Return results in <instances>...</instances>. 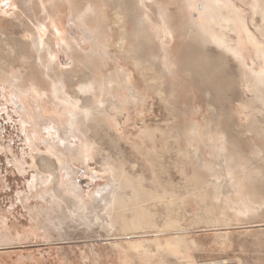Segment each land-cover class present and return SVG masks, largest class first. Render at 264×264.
Returning a JSON list of instances; mask_svg holds the SVG:
<instances>
[{"label":"rangeland","instance_id":"374dc122","mask_svg":"<svg viewBox=\"0 0 264 264\" xmlns=\"http://www.w3.org/2000/svg\"><path fill=\"white\" fill-rule=\"evenodd\" d=\"M35 1L0 50L46 23L60 94L0 80V264H264V0Z\"/></svg>","mask_w":264,"mask_h":264},{"label":"bare ground","instance_id":"6f19581e","mask_svg":"<svg viewBox=\"0 0 264 264\" xmlns=\"http://www.w3.org/2000/svg\"><path fill=\"white\" fill-rule=\"evenodd\" d=\"M22 1H23L22 2L23 7H26L27 10H30L32 8V6L35 5V3H36L35 0H22ZM42 5H44V4H42ZM232 5H229V6H232ZM46 7L47 6L44 5V7H42V8H44V10H45ZM19 11L21 12V8L18 7V11L15 12V14L18 13ZM237 11H238V9H237ZM260 11H262V13L264 15V8H260ZM212 12H213V9H211V6H205L204 9L200 12V17L205 16V18H206L205 24H204V26H202L203 27L202 29H204V31L206 33H207V31H209V29H210L209 27L216 22V19L212 15ZM115 15H116L117 24H118L119 29L121 31L122 41L124 43V41L126 39V29H125L124 18L119 12H116ZM50 18L52 21L53 17L50 16ZM53 22H52L53 24L58 25L57 23H55V22H57V20L56 21L54 20ZM59 22H61V21L59 20ZM239 24L242 25V28L244 27V23H242L241 21H239ZM26 25H27L28 30H30V31L35 30L34 33L31 32L32 38H31V41H29V45H31L32 47L34 46V48L37 49V51L39 52V55L38 56L33 55V53L31 52L30 55L25 56L26 68L22 69V70H18L19 71L18 72V71L13 69L14 67H16V65L18 63V59H19L18 54L12 48H8V50H6V48L3 47V50H0V80H9L10 79L12 81L11 86H13V91L16 94V96L18 97L19 101L21 102V107L23 110H25L27 112H33V107H32V103H31V100L33 99V101L35 102L36 105H38L39 108H41V109L43 108L42 109L43 111H49L48 104L51 102H55L58 99L57 95H58L59 91H57L56 85L54 86V88L52 90L47 85L48 81H49L48 76L50 75L51 70H50L49 65L46 64V62L50 61L51 63L52 62L57 63L58 62V55L56 52H54L52 50V48L49 45L50 37L49 36L47 38L45 37L47 34V30H48V25L46 23H41L39 25L34 24L36 29H34V25H32L29 22ZM166 30H168V34H172V32L168 28ZM57 32H59V31H57ZM34 34H35V36H34ZM1 47H2V43L0 40V49H1ZM237 52L240 53V51H237ZM260 52H261L262 56L264 57V51L260 50ZM37 61H40L39 67L41 68L40 69L41 73H42L41 77H39L35 73V71H33V70L30 71V68H32V66L34 64L35 65L37 64ZM42 69H44V70H42ZM258 73H260V76H262L261 79H264V65L261 67V69H260V71H258ZM41 81H43L44 83L42 84ZM64 108H65V110L69 109L67 103H65ZM73 118L76 120L74 114H73ZM102 199H105V197H102ZM106 203H107V201H106Z\"/></svg>","mask_w":264,"mask_h":264}]
</instances>
